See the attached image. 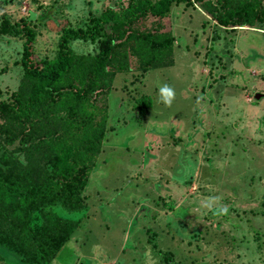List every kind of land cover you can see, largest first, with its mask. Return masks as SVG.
I'll use <instances>...</instances> for the list:
<instances>
[{
    "label": "rangeland",
    "instance_id": "374dc122",
    "mask_svg": "<svg viewBox=\"0 0 264 264\" xmlns=\"http://www.w3.org/2000/svg\"><path fill=\"white\" fill-rule=\"evenodd\" d=\"M130 1L0 0V16L17 22L33 14L37 62L55 57L63 27L80 28ZM218 1L232 10L245 0ZM251 1L264 15V0ZM158 22L150 16L145 28ZM160 22L158 30L173 37L171 65L142 71L129 53L127 67L114 74L80 210L43 207L78 221L48 264H264V98L253 99L264 95V21L223 27L192 2L173 4ZM110 31L105 26L104 36ZM102 39L72 40L70 47L94 56ZM21 52L20 39L0 36V101L21 84ZM164 84L175 90L170 107L158 102ZM26 163L17 141L0 139V168ZM209 196L221 197L228 214L201 207ZM0 208L10 214L8 205ZM42 221L32 215V225ZM0 264L25 263L0 246Z\"/></svg>",
    "mask_w": 264,
    "mask_h": 264
},
{
    "label": "trees",
    "instance_id": "16d2710c",
    "mask_svg": "<svg viewBox=\"0 0 264 264\" xmlns=\"http://www.w3.org/2000/svg\"><path fill=\"white\" fill-rule=\"evenodd\" d=\"M197 3L223 27H247L263 22L257 1L245 0L225 10L218 0H131L119 12L105 10L80 28L63 27L53 59L33 60L36 33L28 18L11 22L0 16V36L21 40L23 77L9 101H0V139L17 141L26 165L0 168V246L25 264H48L68 241L78 221L64 220L43 210L60 203L78 211L81 196L95 168L107 122V96L115 73L127 67L129 53L140 59V70L171 65L173 37L160 32L161 20L173 4ZM158 19L156 29L145 28L148 17ZM42 20V18H40ZM110 33L103 34L104 27ZM98 43L94 56L74 54L70 42L77 39ZM103 97V103L96 97ZM99 102V103H98ZM22 173V176L20 175ZM42 222L32 225V215Z\"/></svg>",
    "mask_w": 264,
    "mask_h": 264
},
{
    "label": "clouds",
    "instance_id": "9594fccd",
    "mask_svg": "<svg viewBox=\"0 0 264 264\" xmlns=\"http://www.w3.org/2000/svg\"><path fill=\"white\" fill-rule=\"evenodd\" d=\"M175 90L164 84L159 88L158 102L164 104L166 107H170L175 99ZM222 198L219 196H209L201 203V207L211 212L215 216L227 215L229 209L226 205L221 203Z\"/></svg>",
    "mask_w": 264,
    "mask_h": 264
},
{
    "label": "water",
    "instance_id": "95a60500",
    "mask_svg": "<svg viewBox=\"0 0 264 264\" xmlns=\"http://www.w3.org/2000/svg\"><path fill=\"white\" fill-rule=\"evenodd\" d=\"M33 19H34V16H33V14H31L30 17L28 18V20L31 21V20H33ZM262 98H264V95H263V94H255V95L253 96V99H254L255 101H259V100H261Z\"/></svg>",
    "mask_w": 264,
    "mask_h": 264
}]
</instances>
